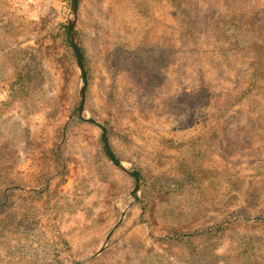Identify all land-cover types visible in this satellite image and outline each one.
<instances>
[{"label":"rangeland","instance_id":"374dc122","mask_svg":"<svg viewBox=\"0 0 264 264\" xmlns=\"http://www.w3.org/2000/svg\"><path fill=\"white\" fill-rule=\"evenodd\" d=\"M0 264H264V0H0Z\"/></svg>","mask_w":264,"mask_h":264},{"label":"water","instance_id":"95a60500","mask_svg":"<svg viewBox=\"0 0 264 264\" xmlns=\"http://www.w3.org/2000/svg\"><path fill=\"white\" fill-rule=\"evenodd\" d=\"M77 5H78V0H72V10H73L74 13L76 12ZM72 30H73V28H72V25H71V31ZM72 37H73V34H72ZM72 40H73V38H72ZM73 45H74V48H75L76 53H77L79 67L81 68V70L83 72V75L85 77L86 74H85V71H84V68H83L82 53H81L77 43H75L74 40H73ZM84 93H85V85L81 89V96H82V103H81V106H80V111L81 112L83 111V108H84V101H85ZM89 120L92 121V122H95L94 119H89ZM101 127H102V130H103L104 145H105L107 151L109 152V154L111 155V157L113 158L114 162L117 165H120V163H121L120 160L114 155L113 151L110 148V145H109V142H108V139H107V129L103 125H101ZM135 174L137 175V177L139 176V173L137 171H135ZM137 187H139V184L137 185Z\"/></svg>","mask_w":264,"mask_h":264}]
</instances>
